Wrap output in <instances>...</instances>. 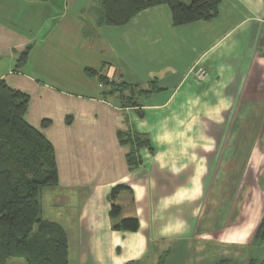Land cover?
<instances>
[{"label":"crops","instance_id":"obj_1","mask_svg":"<svg viewBox=\"0 0 264 264\" xmlns=\"http://www.w3.org/2000/svg\"><path fill=\"white\" fill-rule=\"evenodd\" d=\"M100 5L0 0V78L31 96L26 120L57 157L59 183L43 190L42 212L55 204L46 218L74 231V264H156L167 250L170 264L246 263L264 248L252 244L264 214V0H222L214 19L178 26L166 4L99 25ZM88 68L114 82L157 79L159 90L121 106ZM120 130L152 145L133 170ZM117 183L131 188L119 200L123 217L138 216L136 231L112 226Z\"/></svg>","mask_w":264,"mask_h":264},{"label":"trees","instance_id":"obj_2","mask_svg":"<svg viewBox=\"0 0 264 264\" xmlns=\"http://www.w3.org/2000/svg\"><path fill=\"white\" fill-rule=\"evenodd\" d=\"M222 0H101L97 13L99 25H125L141 11L160 4L170 7L174 25L197 20L210 21L218 16ZM30 49L19 55L17 65L27 62ZM107 85L106 95L115 97L121 106L139 105V96L159 90L157 79L140 86L125 81H110L101 72L88 68ZM31 96L13 88L0 78V264L24 260L27 264H69V239L61 225L42 219V193L59 183L54 144L40 129L29 124L26 113ZM70 120V119H69ZM52 121L44 119L42 126ZM119 141L129 147L126 161L130 170L142 164L141 149L152 148L149 136L138 131H118ZM264 181V178L262 179ZM128 184L117 183L108 193L112 226L136 231L139 218L122 216L120 196L130 192ZM252 244H264V214L254 232ZM264 248L253 250L249 260L221 257L213 264H264ZM261 253V254H260ZM260 254V255H259ZM171 250L160 255L156 264H170ZM126 264H142L130 260Z\"/></svg>","mask_w":264,"mask_h":264},{"label":"rangeland","instance_id":"obj_3","mask_svg":"<svg viewBox=\"0 0 264 264\" xmlns=\"http://www.w3.org/2000/svg\"><path fill=\"white\" fill-rule=\"evenodd\" d=\"M237 126H239V125H237ZM235 144H236V141H235ZM259 144L264 148V136H262L261 137V139L259 140ZM249 146H246V144H245V148H248ZM235 182V181H234ZM229 184H231L230 182H229ZM232 185V184H231ZM235 185V184H234ZM230 187V186H229ZM231 188H234V186L232 185L231 186ZM262 188H263V190H264V181L262 180ZM228 189V188H227ZM42 200H43V198H42ZM51 206V208H55V204H51L50 205ZM51 208H46V210L44 211V212H42V219H44V220H47V221H53V220H50V219H47L46 217L48 216V217H50V218H52L51 217V215H48V214H50L51 213ZM42 209H43V203H42ZM43 211V210H42ZM123 214V213H122ZM70 221H73V220H71L70 219ZM61 223V222H60ZM61 225V227L64 229V231L67 233V236H68V238H69V235H70V233H71V237H72V240H73V235H74V231H70V233H69V231H66V229L64 228V224L63 223H61L60 224ZM70 237V238H71ZM74 251V252H73ZM70 253L72 254L71 255V260H70ZM75 253V255H76V252H75V249H74V246L71 244V242H70V247H69V260H70V264H74V262H75V260H74V258H73V254ZM256 254H258L257 252H256ZM170 256H172V255H170ZM11 264H27V262L26 261H24V260H17V259H15V261L13 260V262L11 263Z\"/></svg>","mask_w":264,"mask_h":264},{"label":"built area","instance_id":"obj_4","mask_svg":"<svg viewBox=\"0 0 264 264\" xmlns=\"http://www.w3.org/2000/svg\"><path fill=\"white\" fill-rule=\"evenodd\" d=\"M209 71L207 68H205L204 66H199L194 70V75L199 79L202 80L204 79L206 76H208Z\"/></svg>","mask_w":264,"mask_h":264}]
</instances>
